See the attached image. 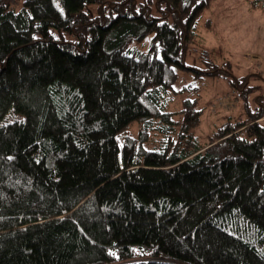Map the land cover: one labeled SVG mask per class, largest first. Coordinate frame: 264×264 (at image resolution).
Returning a JSON list of instances; mask_svg holds the SVG:
<instances>
[{
    "label": "trees",
    "instance_id": "1",
    "mask_svg": "<svg viewBox=\"0 0 264 264\" xmlns=\"http://www.w3.org/2000/svg\"><path fill=\"white\" fill-rule=\"evenodd\" d=\"M16 1L0 0V264H264V107L205 145L194 101L167 109L179 70L228 73L185 61L211 0Z\"/></svg>",
    "mask_w": 264,
    "mask_h": 264
},
{
    "label": "rangeland",
    "instance_id": "2",
    "mask_svg": "<svg viewBox=\"0 0 264 264\" xmlns=\"http://www.w3.org/2000/svg\"><path fill=\"white\" fill-rule=\"evenodd\" d=\"M21 4L22 0H17L12 7L19 10ZM85 11L91 17L101 13L97 3L86 4ZM104 11L108 13L107 8ZM151 14L160 16L161 12L152 6ZM195 33V42L186 50V64L198 69L217 65L228 73L198 78L191 70H179L173 83L178 92L168 101L167 109L179 111L185 107L184 100L194 101L199 116L192 133L205 145L226 121L250 120L257 108L264 107V12L252 7L251 0H211L196 23ZM150 39L148 35L135 46L147 50ZM219 96H225L228 108L212 111ZM260 121L264 126V117ZM131 130L135 132V126Z\"/></svg>",
    "mask_w": 264,
    "mask_h": 264
},
{
    "label": "built area",
    "instance_id": "3",
    "mask_svg": "<svg viewBox=\"0 0 264 264\" xmlns=\"http://www.w3.org/2000/svg\"><path fill=\"white\" fill-rule=\"evenodd\" d=\"M225 99V96H219V98H217L211 106L212 111H215L220 107L228 108V103L225 101Z\"/></svg>",
    "mask_w": 264,
    "mask_h": 264
},
{
    "label": "snow or ice",
    "instance_id": "4",
    "mask_svg": "<svg viewBox=\"0 0 264 264\" xmlns=\"http://www.w3.org/2000/svg\"><path fill=\"white\" fill-rule=\"evenodd\" d=\"M9 159H12L11 157H9Z\"/></svg>",
    "mask_w": 264,
    "mask_h": 264
},
{
    "label": "crops",
    "instance_id": "5",
    "mask_svg": "<svg viewBox=\"0 0 264 264\" xmlns=\"http://www.w3.org/2000/svg\"><path fill=\"white\" fill-rule=\"evenodd\" d=\"M260 121V120H259Z\"/></svg>",
    "mask_w": 264,
    "mask_h": 264
}]
</instances>
